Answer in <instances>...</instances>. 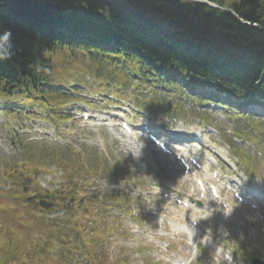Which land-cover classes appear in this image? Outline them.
Masks as SVG:
<instances>
[{"label": "trees", "instance_id": "16d2710c", "mask_svg": "<svg viewBox=\"0 0 264 264\" xmlns=\"http://www.w3.org/2000/svg\"><path fill=\"white\" fill-rule=\"evenodd\" d=\"M79 1L89 4L90 9L104 6L109 13L104 8V16L99 17H85L80 11L74 12V16L64 13L66 4ZM247 11L251 12L247 16L250 21H262L263 14L255 8ZM227 18L226 14L205 6H195L191 11L181 9L169 0H0V32L10 30L13 43L11 57L0 60V98H17L27 105L34 101L43 109H58L68 100L50 88L77 78V71L81 70L76 61L65 68V57L86 53L93 69L98 70L101 65L99 58L86 49L104 53L101 56L110 70L120 63L134 74L142 70L156 78L158 70L175 72L200 86L226 88L247 83L264 65V33L234 21L227 23ZM33 20L63 21L68 31L76 29L70 37L78 33L77 29L87 28L92 36L90 43L100 41L111 49L101 51L88 44L61 45L47 40L34 33ZM233 67L252 78L235 74ZM260 91L264 94V85ZM23 153L7 165L0 162V179L8 181L21 197L18 209L0 199V219L10 228H6L11 233L9 237H17L16 223L24 222L32 213L52 225L53 233L61 224L65 230L79 223L84 207H78L79 198L75 202L74 190L80 180L96 174L95 165L76 154ZM46 191L55 197L45 198L47 204H41L37 196L47 194ZM86 255L83 258L95 264L90 249Z\"/></svg>", "mask_w": 264, "mask_h": 264}, {"label": "clouds", "instance_id": "9594fccd", "mask_svg": "<svg viewBox=\"0 0 264 264\" xmlns=\"http://www.w3.org/2000/svg\"><path fill=\"white\" fill-rule=\"evenodd\" d=\"M13 54V43H12V33L10 30H5L0 32V60L9 59L11 55ZM240 204L235 206H228L224 210L225 217H229L232 215L235 208L239 207ZM255 207V206H254ZM213 213L211 211L205 213L203 217L200 218H192L190 224H183L181 226V231L186 234L189 241H194V237L196 236V225L199 222V219L207 218L208 216H211ZM245 219L257 223L260 221V214L257 213L256 215H246ZM227 235V232H225ZM203 242L209 243L211 242L210 236H205L202 238ZM199 257V249L196 247L195 243L192 244V249L189 254V259L184 261V264H195ZM214 264H235L231 251L217 248L215 252V256L213 257Z\"/></svg>", "mask_w": 264, "mask_h": 264}, {"label": "rangeland", "instance_id": "374dc122", "mask_svg": "<svg viewBox=\"0 0 264 264\" xmlns=\"http://www.w3.org/2000/svg\"><path fill=\"white\" fill-rule=\"evenodd\" d=\"M85 76L86 77H89V81H94V78H95V76H94V74H92V73H88V72H85ZM101 84V81L100 80H98V86L96 87L97 89H100V85ZM128 84V83H127ZM39 114V113H38ZM37 114V115H38ZM45 116H47V115H45ZM42 121H44V120H42ZM44 125L46 126V128H47V124H43V127H44ZM2 133V131L0 132V135H2L1 134ZM78 135H80V133L78 132H76V134H75V142L77 143V146L75 147L76 149H77V151H79L80 150V148L81 147H83V148H85L86 149V151L88 152V153H91V152H94V150H92L90 147H94L95 146V142L93 143L94 144V146H89L90 144H88L87 143V141H85V140H82L81 138H79L78 139ZM104 142H105V144H103V145H101L100 147H99V151H98V154L100 153L101 154V152L100 151H102L103 150V148H105V152L106 153H108L109 155H111V156H114V154L115 155H117V153L115 152V150H116V147L113 145V144H111L110 143V141L109 140H104ZM107 143H109V145H107ZM98 145V144H97ZM89 146V147H88ZM105 146V147H104ZM96 148V147H95ZM97 152V151H96ZM132 177L133 178H144V179H149V174H148V172H146L144 175H139L138 173H136V174H134V175H132ZM129 178H131V176L129 177ZM103 210H105V211H107L108 209H107V207L106 206H104V208H103ZM108 212V211H107ZM4 238V236L2 235V239ZM110 243H112V244H114L113 245V248L115 249V251L114 252H112V255H116V253H118V250H121L120 249V246H126L125 244H122V240H120L119 238H115V237H112L111 239H110ZM128 247H130L129 245H127ZM4 249L6 250V248L4 247ZM23 252H24V249H23ZM84 264V263H83Z\"/></svg>", "mask_w": 264, "mask_h": 264}]
</instances>
